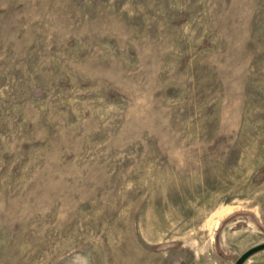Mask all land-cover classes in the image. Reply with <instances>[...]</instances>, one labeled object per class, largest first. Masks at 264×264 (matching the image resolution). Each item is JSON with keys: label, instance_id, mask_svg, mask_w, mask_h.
Returning <instances> with one entry per match:
<instances>
[{"label": "rangeland", "instance_id": "obj_1", "mask_svg": "<svg viewBox=\"0 0 264 264\" xmlns=\"http://www.w3.org/2000/svg\"><path fill=\"white\" fill-rule=\"evenodd\" d=\"M260 242L264 0H0V264Z\"/></svg>", "mask_w": 264, "mask_h": 264}, {"label": "water", "instance_id": "obj_2", "mask_svg": "<svg viewBox=\"0 0 264 264\" xmlns=\"http://www.w3.org/2000/svg\"><path fill=\"white\" fill-rule=\"evenodd\" d=\"M264 249V242H260L258 244H255L253 246H251L250 248H248L247 250H245L244 252H242L237 258L236 260L233 262V264H243V262L245 260H247L253 253Z\"/></svg>", "mask_w": 264, "mask_h": 264}]
</instances>
